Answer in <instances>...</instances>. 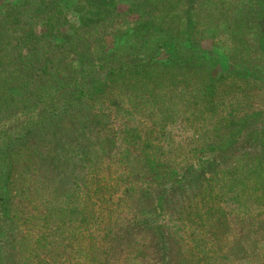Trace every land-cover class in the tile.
<instances>
[{"label": "rangeland", "instance_id": "rangeland-1", "mask_svg": "<svg viewBox=\"0 0 264 264\" xmlns=\"http://www.w3.org/2000/svg\"><path fill=\"white\" fill-rule=\"evenodd\" d=\"M263 130L264 0H0V264H264Z\"/></svg>", "mask_w": 264, "mask_h": 264}, {"label": "trees", "instance_id": "trees-1", "mask_svg": "<svg viewBox=\"0 0 264 264\" xmlns=\"http://www.w3.org/2000/svg\"><path fill=\"white\" fill-rule=\"evenodd\" d=\"M60 14H63V12H60ZM180 14L181 13L179 11H176L174 13H170L169 15H166L164 17V18H166V23L163 24L165 26V29H163L164 31H162V32L156 31L157 32L156 35L159 36V37L161 36V38L164 39V41L161 42L160 45L164 49L171 51V55L172 56H174L176 54L175 53L176 49H181L183 44L190 43L189 41H191V38H187L188 40L184 39V36L186 37V35L189 34V29H186L187 31H185V32H180V29H174L176 20L181 19V18H183V23H185L188 27L191 24L190 23V18H187L186 20H184L185 14L184 13L181 14V15ZM59 18H60V16L58 15V19H56V20H59ZM245 19H249L248 13L245 15ZM153 20H154V18H153ZM162 28H164V27L162 26ZM228 35H229L228 36L229 39L233 41L232 44H234V46H235V43L236 44L238 43V45H239V41H243V39H241V36H242L241 32L233 31V32H230V34H228ZM184 62H186V63L187 62H191L195 66H197V65L199 66L202 63L201 58H198L197 56H195L192 51L189 52L188 55L184 56ZM239 62L240 61H238V63L234 62L235 63V65H234L235 68L240 64ZM162 66H163V70L162 71L166 70L169 67L168 64L167 65L163 64ZM234 66H232V67H234ZM121 69L117 70V72H118L117 73V77L124 76L127 73H129V72L121 73ZM232 71L237 73L239 70L234 69ZM42 87H43V85H42ZM206 89L210 90V91L213 90V84L206 85ZM240 133H241V129H238L237 135L240 134ZM260 134L264 135V130ZM262 139L264 141V138H262ZM2 154H3L4 158L6 157L8 161L10 160V158H8V155H7L8 152L7 151H3ZM263 155H264V151H263ZM81 160L83 162H85L84 161V160H86L85 156H82ZM8 161H6V162H8ZM9 167H10V165L7 163L6 164V168L8 169Z\"/></svg>", "mask_w": 264, "mask_h": 264}]
</instances>
